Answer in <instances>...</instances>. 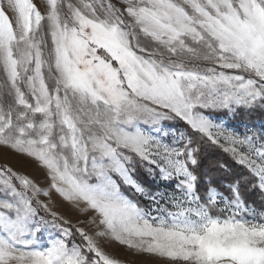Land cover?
<instances>
[{
  "label": "snow or ice",
  "instance_id": "obj_1",
  "mask_svg": "<svg viewBox=\"0 0 264 264\" xmlns=\"http://www.w3.org/2000/svg\"><path fill=\"white\" fill-rule=\"evenodd\" d=\"M252 111L264 0H0V152L45 177L0 167V264H264Z\"/></svg>",
  "mask_w": 264,
  "mask_h": 264
},
{
  "label": "rangeland",
  "instance_id": "obj_2",
  "mask_svg": "<svg viewBox=\"0 0 264 264\" xmlns=\"http://www.w3.org/2000/svg\"><path fill=\"white\" fill-rule=\"evenodd\" d=\"M36 2L39 3V0H36ZM225 123L234 125L240 131H243L244 126L246 125L242 123L241 121L236 122L235 120H232L231 118L225 121ZM248 125H251V124H248ZM262 125H264V121L257 122L255 124V127L259 128ZM3 166L11 167L14 171H17L22 175L28 176L30 179L41 184V186H45V177H44L43 170L37 168L35 163L32 161H29L23 157H20L14 154H4L0 152V167H3ZM54 210L64 215L67 219L71 221L72 224H76L78 219H82V217L79 216L77 210L71 208V206L69 205L60 203L58 198H56V204L54 205ZM108 251L111 254L115 255L117 258L121 259L122 261L133 259V257L130 254L125 252L123 246L115 245L113 246V248L108 249Z\"/></svg>",
  "mask_w": 264,
  "mask_h": 264
},
{
  "label": "trees",
  "instance_id": "obj_3",
  "mask_svg": "<svg viewBox=\"0 0 264 264\" xmlns=\"http://www.w3.org/2000/svg\"><path fill=\"white\" fill-rule=\"evenodd\" d=\"M235 121L236 122L241 121L242 123L246 125L251 124L255 126L257 122L264 121V112H261V111L241 112L240 114H238ZM207 159L220 160L221 162H227L232 170V172L228 175L227 179H231L232 175L238 172L240 168V166L235 165L234 162L231 161L230 157H228L226 154L222 153L219 149H216V148H207ZM147 186L152 189H155L157 187V185L152 183L150 179H147ZM244 195H245L246 200L253 207H256L258 209L260 208L262 200H264V197H262L258 192L254 193V192L248 191ZM144 203L146 204L147 202L145 201Z\"/></svg>",
  "mask_w": 264,
  "mask_h": 264
}]
</instances>
